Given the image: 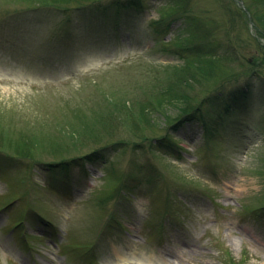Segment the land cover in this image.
I'll return each mask as SVG.
<instances>
[{
	"label": "rangeland",
	"instance_id": "rangeland-1",
	"mask_svg": "<svg viewBox=\"0 0 264 264\" xmlns=\"http://www.w3.org/2000/svg\"><path fill=\"white\" fill-rule=\"evenodd\" d=\"M129 1L0 0V264H264V3ZM212 54L224 78L174 84L191 121L171 122L184 101L141 114ZM100 120L111 137L78 131ZM20 136L107 147L53 169Z\"/></svg>",
	"mask_w": 264,
	"mask_h": 264
},
{
	"label": "trees",
	"instance_id": "trees-1",
	"mask_svg": "<svg viewBox=\"0 0 264 264\" xmlns=\"http://www.w3.org/2000/svg\"><path fill=\"white\" fill-rule=\"evenodd\" d=\"M106 0H40V4L44 5V6H55V7H61V8H69L70 6H78V7H82V6H86V5H92L95 3H101L104 2ZM230 3H234L233 0H228ZM254 3H264V0H252ZM246 2V1H245ZM138 7L139 6V2L137 0H130L128 3H126L124 5L125 8L127 7ZM120 15V14H119ZM238 15L237 16H233V25L232 28L235 29V31L238 28ZM257 19V22L259 23V25L264 29V10L258 15V13L255 14V20ZM264 48V47H263ZM213 56V57H211ZM211 56H207L206 58L203 59H197V62H193V63H188L186 64L184 67L181 68H177L176 70L178 72L174 73L171 77V80H169L166 86L162 87V99H152L151 98V102L149 103V106H142L140 107V112L142 115L145 116V113H148L149 111H156V112H160L162 108L167 107L168 105H174L175 103L178 102H182L184 101L182 104L183 106L181 107V112L178 114V116L176 118H172L171 122L174 124L176 121H178L176 124L181 123L182 121L186 120L189 115L192 116L191 114H194L193 112V107L191 106H187L188 104V99H184V97L182 96L183 93H181L180 90L176 89V87H174V84L178 85L179 83L182 82H188L191 80H197L199 77H203V78H218V79H222L227 75V71L226 69L222 66V58H220L219 56H214V54H212ZM225 62L227 61V58H225L224 60ZM233 78L234 75L228 76V78ZM226 78V79H228ZM177 93V96H174V94ZM127 105V104H126ZM118 111H122L123 108L120 107L117 109ZM149 114V113H148ZM186 115V117L184 116ZM185 117V118H184ZM109 119H116L115 116H113V118L109 117ZM190 119V118H188ZM102 120V119H101ZM97 121L95 123H99L97 125L99 126H92V123H86V124H81L82 128H79L78 131H86L85 132H89L91 135L92 133H96V132H100V133H106L107 135L106 137H111V135H109L110 131L113 129V122H111L110 120H106L108 121V123L105 121ZM94 123V122H93ZM149 123V122H147ZM91 124V126H89ZM175 125V124H174ZM80 126V125H79ZM98 127V128H97ZM98 129V130H97ZM97 130V131H95ZM74 135V134H73ZM75 137V135H74ZM74 137H72V139L74 140ZM28 138V137H27ZM44 139H23L22 136H20L19 140L17 141L16 138L11 139L12 140V148L15 150L16 155L21 156V157H31V158H36L37 156V150H43L45 152H47L53 159H64L61 160L60 165L62 166H66L69 167V164L73 161H77L78 158L76 157H82L83 159H90L93 160L94 158H96L98 154L103 153L106 149L107 146H103L105 144H102L101 146L94 148L93 153L89 154V155H85L81 150V148H79V145L81 144L75 141H72V143H66L57 139H49L47 140L46 137H43ZM102 137L98 138V140L103 141L101 139ZM140 141L143 142H148V138H145L144 136L141 137ZM168 141V140H167ZM10 142V141H9ZM164 142V141H163ZM165 144L167 142H164ZM109 144V143H108ZM1 147L2 144H0ZM4 148V147H3ZM9 151H11L9 149V147H7ZM38 148V149H37ZM74 156V159H73ZM72 157V158H69ZM65 158H69L67 161ZM113 193V192H112ZM111 193H109V191H107V195H110ZM106 195V197H107Z\"/></svg>",
	"mask_w": 264,
	"mask_h": 264
},
{
	"label": "water",
	"instance_id": "water-1",
	"mask_svg": "<svg viewBox=\"0 0 264 264\" xmlns=\"http://www.w3.org/2000/svg\"><path fill=\"white\" fill-rule=\"evenodd\" d=\"M243 4V3H242Z\"/></svg>",
	"mask_w": 264,
	"mask_h": 264
}]
</instances>
